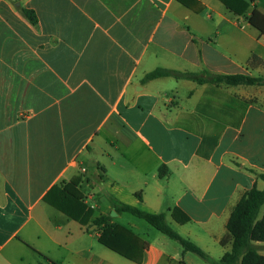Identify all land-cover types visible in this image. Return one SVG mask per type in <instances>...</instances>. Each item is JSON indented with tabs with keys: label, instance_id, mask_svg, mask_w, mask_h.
<instances>
[{
	"label": "crops",
	"instance_id": "obj_1",
	"mask_svg": "<svg viewBox=\"0 0 264 264\" xmlns=\"http://www.w3.org/2000/svg\"><path fill=\"white\" fill-rule=\"evenodd\" d=\"M183 1L0 0V264H210L115 202L164 213L213 261L231 250L232 210L264 189V86L143 79L157 68L264 77L245 67L264 60L248 21L264 0L244 14ZM74 179L85 224L44 200ZM116 225L147 244L140 263L99 242Z\"/></svg>",
	"mask_w": 264,
	"mask_h": 264
},
{
	"label": "trees",
	"instance_id": "obj_2",
	"mask_svg": "<svg viewBox=\"0 0 264 264\" xmlns=\"http://www.w3.org/2000/svg\"><path fill=\"white\" fill-rule=\"evenodd\" d=\"M178 1L188 6L183 0ZM220 1L236 14H244L249 7V3L246 0ZM249 1L253 2L254 0ZM20 12L32 24L37 23V16L33 9L22 7L20 8ZM248 21L251 26L264 35V14L262 12L254 8ZM245 67L248 71L262 69L264 68V60L258 55L252 54L246 61ZM161 77L191 80L199 84L210 83L218 85L224 83L229 86H264L263 76H252L249 74L224 75L212 74L208 71L190 72L165 68H157L147 73L143 80ZM165 171V167L160 166L158 174L163 176ZM259 177L264 181V173L260 174ZM79 181L80 179H74L62 189L54 187L51 193H55L56 199H51L49 196L51 194H49L44 197V200L68 217L85 224L91 217L92 210L81 201L82 195L77 190ZM138 196L140 195L138 194ZM114 207L117 212H128L135 217L145 220L152 227L181 244L185 251L195 253L210 264H264V255L261 254V250L264 248V189L259 190L255 186L252 187L235 205L227 223L232 248L219 261H213L200 247L179 235L168 224L164 213H149L121 202H115ZM81 215L85 219L81 218ZM173 218L179 223L189 221V217L179 208L173 210ZM107 220L108 217L101 216L96 218L93 223L101 225ZM226 239L222 240L223 245L226 243ZM98 240L110 250L137 263L142 261L144 250L147 248V244L141 241L135 234L118 225L105 228ZM43 258L47 264H56L47 257Z\"/></svg>",
	"mask_w": 264,
	"mask_h": 264
},
{
	"label": "rangeland",
	"instance_id": "obj_3",
	"mask_svg": "<svg viewBox=\"0 0 264 264\" xmlns=\"http://www.w3.org/2000/svg\"><path fill=\"white\" fill-rule=\"evenodd\" d=\"M262 1H263V0H262ZM214 3H216V5H218V6H220V7L222 8V6H221V4L219 3V1L214 0ZM45 264H47V263L45 262Z\"/></svg>",
	"mask_w": 264,
	"mask_h": 264
},
{
	"label": "water",
	"instance_id": "obj_4",
	"mask_svg": "<svg viewBox=\"0 0 264 264\" xmlns=\"http://www.w3.org/2000/svg\"><path fill=\"white\" fill-rule=\"evenodd\" d=\"M113 214H116L115 212H113Z\"/></svg>",
	"mask_w": 264,
	"mask_h": 264
}]
</instances>
